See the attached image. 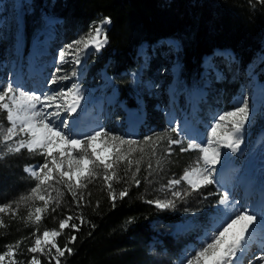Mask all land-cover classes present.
I'll return each instance as SVG.
<instances>
[{"label":"trees","instance_id":"16d2710c","mask_svg":"<svg viewBox=\"0 0 264 264\" xmlns=\"http://www.w3.org/2000/svg\"><path fill=\"white\" fill-rule=\"evenodd\" d=\"M30 6L32 10H24L21 16V54L30 50L31 43L43 24L40 16L38 19L35 17L43 12H55L62 19L59 30L62 37L69 39L85 36L100 20L106 17L111 19V26L106 33L108 43L100 53L91 54L88 59L87 82L97 83L99 71L106 69L117 86V102L124 101L130 107L139 105L133 96L128 76L129 71L139 65L136 57L138 46L145 42L152 45L170 37L178 38L181 43L178 77L174 78L171 74L169 76V82L176 83L177 86L160 92H145L141 96L145 114L133 137L142 141L145 136H152L154 140L163 136L164 140L156 146L155 156L151 155L150 146H145L146 155L140 164L141 171L137 174V179L141 181L139 187L131 184L129 173V193L123 199L117 198L115 207L112 206L102 179L90 183L84 190L89 202L79 208L70 193L65 191L56 212L49 210L45 213L38 226V234H42L45 229H58L59 221L67 215H82L85 218L86 222L80 226L79 231L66 228L57 239L59 246L64 247L71 235L76 236L75 242L69 245L73 248L72 254L66 252L61 258V264H153L154 253L149 251V242L153 236L165 239V252L179 249L175 240L169 235L166 237L160 234L153 222L176 225L183 221L184 211L190 208H185L183 202L177 200L175 208L160 210L146 201L170 198V192L162 191L161 188L169 179H179L185 169L195 165L199 156L194 151L182 153L180 146L176 145L172 146L171 155L166 154L167 138H177L176 133L168 131L176 127L175 123H170L172 109L169 108L168 101L175 100L176 105L181 108L185 105L184 89L191 88L199 78L204 56L219 48L234 52L233 67L239 74L235 82L225 83V90L230 98L242 91L243 76L248 79L250 87L254 81V73L263 78L264 4L259 0H31ZM35 19L38 20L36 26L33 25ZM1 50L6 51L7 48L3 46ZM167 63L163 62L159 54L152 60L149 72L151 75L158 74L168 68ZM116 107L119 108V104ZM4 119L6 120L5 116ZM126 120L124 110L119 119L112 112L106 119L104 128L114 134L126 136L124 133L121 135V128ZM183 146L186 147V143ZM18 155L9 162L11 167L21 168L25 161L30 160L38 163L43 161L40 155L30 154L27 150H22ZM4 157L7 158L6 153ZM133 159H139V154ZM158 159L161 161L159 166L156 163ZM149 161L153 165L150 176L147 169ZM134 170L135 166L132 171ZM0 176H6L1 168ZM6 180L8 181V177ZM126 186L128 184L124 181L113 182L117 192ZM195 193L201 196L211 195L212 203L218 200L214 185L192 192ZM71 222L79 223V220ZM22 223L20 217L7 220L5 228L0 232V247L16 242L21 236L22 239L28 238L23 239L24 241L31 242V234L37 226H24ZM40 258L41 264H48L45 257Z\"/></svg>","mask_w":264,"mask_h":264},{"label":"snow or ice","instance_id":"6c2138e0","mask_svg":"<svg viewBox=\"0 0 264 264\" xmlns=\"http://www.w3.org/2000/svg\"><path fill=\"white\" fill-rule=\"evenodd\" d=\"M259 2L264 4V0ZM5 22L0 18V26ZM110 23V18L102 19L85 36L58 52L59 63L72 67L70 72L64 74H60L63 72L61 67H56L52 77L47 80L48 85H58V90H25L28 86L19 79L15 81V86L11 80L6 84L0 83V113H6V120L10 123L6 129L0 123V146L6 148L7 154L27 150L43 158L42 163L24 169L34 181L27 195H22L18 201L0 204V214H11L13 218L21 204L28 208L27 220L37 226L31 234V246L26 249L32 255L26 262L17 259L23 243V240H18L6 245V250L0 252V264H41V256L47 259L48 264H53V261L54 264H61L66 252L72 254L73 248L69 245L75 242L76 236L71 235L64 247L59 246L57 239L66 228L79 231L86 222L85 218L82 215H67L59 221L58 229H45L42 234H38L43 215L49 210L56 212L65 191L70 193L78 208L88 203L84 190L97 179L103 180L112 206L115 207L117 198L123 199L128 195L131 184L139 187L141 183L137 174L141 171L140 164L146 155L145 146H150L151 155L155 156L156 146L164 140L163 136L155 140L152 136H145L142 141L131 135L120 136L99 124L89 132L79 130L85 97L84 89L77 79L82 72H78L76 67L81 65L90 47L98 51L108 43L104 25ZM133 77L135 79V74ZM64 81L74 82L66 87L59 86ZM250 115L249 103L242 97L230 110L217 113L204 126L203 132L190 135L187 122L183 128L177 125L169 129L177 134V138H167L166 154L171 155L172 146L176 145L180 146L182 153L194 151L199 156L195 165L185 169L179 179H170L161 188L162 191L170 192V198L146 202L160 210L175 208L177 200L182 201L192 192L216 184L214 176L222 150L227 149L231 153L239 151ZM170 123L174 121L170 120ZM185 143L186 147L183 146ZM136 154H139V159H133ZM2 158L3 154H0ZM156 163L159 166L161 161L158 159ZM147 169L150 176L153 169L150 161ZM129 173L131 184L127 179ZM121 181L128 186L117 192L113 182ZM182 182L187 184L188 190L178 189L177 186ZM261 197L259 205L250 208L247 204L239 205L238 201L231 200L229 191H224L218 201L222 206L221 219L214 225V230L204 233L198 248L191 249L190 254L182 257L180 264H244L253 246L264 253V240H256L258 231L264 236V190ZM36 202L40 206H36ZM74 220H79V223L71 222ZM0 225H3L2 219ZM237 225L238 230L231 231ZM255 258L264 264V254Z\"/></svg>","mask_w":264,"mask_h":264},{"label":"rangeland","instance_id":"374dc122","mask_svg":"<svg viewBox=\"0 0 264 264\" xmlns=\"http://www.w3.org/2000/svg\"><path fill=\"white\" fill-rule=\"evenodd\" d=\"M30 2L31 0H0V18L6 21L0 26V83L6 84L11 80L15 86V81L19 79L22 84L28 86L25 90L31 88H39L45 91L58 90V85L47 84V80L52 77L55 68L61 67L63 69L60 74L72 70L69 64L61 65L59 63L58 52L64 46L82 36H75L72 39L62 37L59 30L62 19L55 12H43L35 17L38 19V16H40L43 24L33 39L30 50L25 54H21L19 44L22 28L21 16L24 10H32ZM100 22L101 20L96 25ZM37 24L38 20L35 19L33 25L36 26ZM109 27L110 24L104 25L106 33ZM3 46L7 50L2 52L1 48ZM103 48L97 51L94 47H90L82 58L81 65L76 67L78 72H82V75L77 79L84 89L85 97L82 101L84 111L81 115L79 130L89 132L97 124L104 127L106 119L112 112H115L116 117L119 119L122 110H124L127 120L121 128V135L124 133L126 136H135L137 124L144 119L145 114L142 106V94L145 92H160L162 89L177 86L176 83L169 82V76L171 74L174 78L178 77V54L181 43L178 38L170 37L163 38L152 45L145 42L138 46L136 57L139 65L128 73L133 96L139 102L137 107H130L124 101L117 102L118 90L113 77L106 69L99 71L97 83L90 84L87 82L88 59L91 54H98ZM159 54L162 56L163 62H168V68L158 74L151 75L149 66ZM172 54H174L173 58L171 57ZM233 58L234 53L232 50L221 48L205 56L199 78L191 88L184 89L185 105L181 108L176 105L175 100L168 101V106L172 109L169 118L174 121L176 126L179 125L181 128L187 122L190 135L203 132L204 126L211 122L217 113L230 110L235 102L242 97L247 99L251 115L250 121L245 127L243 143L239 151L231 153L229 150L223 149L221 161L216 165L214 178L217 179V183L213 185L217 190L218 200L212 203V196L209 194L206 196H201L198 193L191 194L181 201L185 208H190L184 211L183 221L176 225L153 222L154 227L158 228L160 234L166 235V237L169 235L179 246V249H175V252L167 253L164 250L165 239L160 236H153L149 242V251L154 253L155 258L152 259L153 264H180L185 254H190L191 249L200 246L199 241L204 233L214 230V225L221 219L222 206L218 204V201L224 191H229L230 199L238 201L239 205L247 204L251 208L258 204L256 195L243 200L240 199V193L241 186L247 182V177L244 174L245 169L254 157L256 146L264 141V76L260 78L254 73L252 87H250L248 79L243 76L242 91L234 98H230L227 90H225V83H233L239 76L233 67ZM133 74H135V79ZM92 79L91 76L90 80ZM72 82L74 81H64L59 86L66 87ZM117 104H119V108L116 107ZM4 116L6 118V113H0V123L6 129L10 126V123L4 119ZM4 153H6V148L0 146V154H3V158L0 159V168L6 175L5 177L0 176V204L18 201L22 195H27L31 187L34 186V181L24 169L26 166L38 164V162H31L32 160H30L25 161L21 168L18 166L11 167L9 162L19 155L18 153H6V158ZM261 160V169L264 170V156ZM232 172L235 173L229 177ZM7 177L8 181L6 180ZM177 187L180 190H188L185 182ZM36 206H40V203L36 202ZM13 207H16L15 203ZM241 210L243 209L241 208ZM27 212L28 208L21 204L15 216L22 218L24 226L32 224L27 220ZM12 218L11 214H0V219L3 220V225H0V232L5 228L7 220ZM238 228L239 225L234 226L231 231H237ZM18 240H23L22 236ZM256 240L258 242L264 240V236L259 231ZM9 244H13V242ZM6 245L0 247V252L6 250ZM29 246H31V242L23 240L21 251L17 255L18 260L26 262L30 259L32 254L26 251ZM261 254L264 253L258 247L253 246L244 264H262L261 261L255 258Z\"/></svg>","mask_w":264,"mask_h":264},{"label":"bare ground","instance_id":"6f19581e","mask_svg":"<svg viewBox=\"0 0 264 264\" xmlns=\"http://www.w3.org/2000/svg\"><path fill=\"white\" fill-rule=\"evenodd\" d=\"M262 156H264V141L260 142L256 146L254 157L253 158L251 157L252 159L248 163L245 169L246 172L244 174L247 177V182L243 183V185L241 186L240 199L247 200V198L254 197L255 196L254 191L257 188H261L264 190V178H263L264 170L261 169V163H260L262 161L261 160ZM234 173L235 172H232L229 175V177ZM261 198L262 197L260 196V201Z\"/></svg>","mask_w":264,"mask_h":264},{"label":"water","instance_id":"95a60500","mask_svg":"<svg viewBox=\"0 0 264 264\" xmlns=\"http://www.w3.org/2000/svg\"><path fill=\"white\" fill-rule=\"evenodd\" d=\"M110 25H111V23H110Z\"/></svg>","mask_w":264,"mask_h":264}]
</instances>
